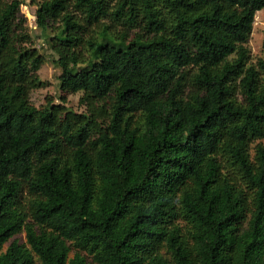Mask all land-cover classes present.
I'll return each instance as SVG.
<instances>
[{"label": "trees", "instance_id": "trees-1", "mask_svg": "<svg viewBox=\"0 0 264 264\" xmlns=\"http://www.w3.org/2000/svg\"><path fill=\"white\" fill-rule=\"evenodd\" d=\"M110 1L31 0L64 36L38 109L43 59L0 0V264H264V0H117L125 32L96 36Z\"/></svg>", "mask_w": 264, "mask_h": 264}, {"label": "rangeland", "instance_id": "rangeland-1", "mask_svg": "<svg viewBox=\"0 0 264 264\" xmlns=\"http://www.w3.org/2000/svg\"><path fill=\"white\" fill-rule=\"evenodd\" d=\"M20 2L21 4L19 7L18 16L22 22L20 24V29H17L16 33L20 35L23 34L25 37H27L28 41L23 43L22 46L26 47L28 50H36V53L43 59L40 69L37 72L38 80L30 89L28 95L29 101L38 109L45 107L49 103L61 104V100L59 99V76L61 75V67L57 64L58 55L52 49L51 43L57 40H64L63 34L60 33L62 24L61 22L52 23L47 30H42L36 23V4L31 3V0H20ZM116 2L117 0H111L109 2L108 15L102 18L99 28L93 29L94 35L99 36L101 30L105 28L107 29V34L109 36H118L122 32H125L123 21L115 20V17L112 15V11H114V5ZM156 3L157 7H163V2L161 3V0H156ZM71 9L73 8L71 7ZM75 14H77V11H75ZM136 34L149 36L138 27L136 29H132V31L129 32V38H134ZM263 34L264 9L259 10L256 13L252 33L249 39V48L251 50L252 57L255 59L263 56L261 47ZM73 70L76 69L73 68ZM80 96V93L68 95L65 106L76 112L83 111L85 108L79 102ZM180 223L183 224L182 221H180ZM14 239L18 240L20 243H24L25 235L23 233L19 234L12 240ZM7 245L8 243L5 244L4 248H6ZM162 252L168 255L165 250ZM87 261L92 263L90 256L87 257ZM36 264L40 263L36 262Z\"/></svg>", "mask_w": 264, "mask_h": 264}]
</instances>
